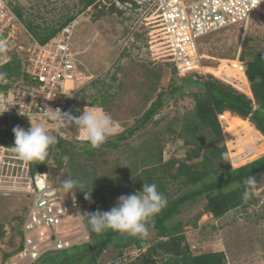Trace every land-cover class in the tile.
<instances>
[{
  "label": "rangeland",
  "instance_id": "374dc122",
  "mask_svg": "<svg viewBox=\"0 0 264 264\" xmlns=\"http://www.w3.org/2000/svg\"><path fill=\"white\" fill-rule=\"evenodd\" d=\"M8 2L13 8L20 7L24 21H33L41 26H57L71 15L78 18L73 30L71 50L77 71L80 72L77 101L78 105L83 107L72 114L75 117L81 115L85 107L102 109L118 123L120 133L139 123L141 116L160 91L169 90L172 86L185 82L184 78L187 76H180L173 69L174 59L163 38L160 21H150L143 9H135V6L129 9L123 2L115 3L114 0H96L90 8L83 7V0ZM132 34L134 37L128 38ZM31 40V36L23 31L18 44L24 48L17 45L12 48H17L20 55L26 56V48ZM197 44L198 53L205 55L201 69L204 73L201 76H213L221 80L222 77L231 76L236 80L234 84L238 90L253 98L247 78L242 73L226 68L224 64L237 58L240 51V55L244 52L264 51V16L255 17L245 35L239 28L229 27L199 37ZM249 57V54L245 55V59ZM210 67L223 69L220 75L203 71ZM223 72L226 73L225 76ZM199 92L196 88H184L175 99L166 102L151 121L122 141L118 148L103 146L93 150L92 157L88 153L89 146L78 139L79 133L74 123L63 127L65 129L61 130L60 135L75 146L69 147L66 152L56 151L57 158L63 161L62 165H59L56 159L50 158L47 167L50 168L52 181L61 190H64L62 181L67 178L78 179L86 187L97 186L100 188L97 198L102 206L100 210H110L118 199L110 194L111 188L130 181L134 163L143 164L144 159H153L154 152L160 146L164 160L172 157L183 159L189 150L194 149L192 144L185 143V137L182 135L185 118L193 114L195 100L192 94ZM236 115L226 110L219 116L224 138L222 144L228 148L233 168L264 155L258 154L259 151L254 152L255 149L264 148V136L249 119ZM1 119L0 117V122ZM32 121L42 122L49 127L54 123L47 118H36ZM27 123L30 127V123ZM8 152L0 184L1 189L7 191L0 194V224L4 227L8 225L12 235L19 222L17 217L23 216L24 209L30 203L29 195L26 194L30 189V178L29 162L19 159L14 150ZM200 159L188 162L194 163ZM179 185L177 181L169 180L168 191L178 196L182 192V189H178ZM253 192L256 195L253 203L235 207L219 218L203 211L206 201L204 197L182 206L181 213L173 222H184L182 232L185 233L191 253L224 251L228 264H264V171L258 177ZM83 212L84 224L77 227L78 231L75 230L77 237L82 236L84 232L89 234L86 217L88 213L93 212V208L84 203ZM198 214L200 216L197 225H194ZM9 236L5 235L1 240V264L4 263V253L11 250V245L8 244ZM154 236L155 230L150 227L147 237L137 238L150 240L152 243ZM90 241V236H83L78 240L81 244ZM146 248L139 249L135 243L120 248L111 245L98 260L100 264H129ZM72 252L73 248L69 250V253ZM58 256L60 258L61 254ZM155 258L160 260L161 257L156 255ZM85 262L86 259H83L73 264ZM157 264H161V261Z\"/></svg>",
  "mask_w": 264,
  "mask_h": 264
},
{
  "label": "trees",
  "instance_id": "16d2710c",
  "mask_svg": "<svg viewBox=\"0 0 264 264\" xmlns=\"http://www.w3.org/2000/svg\"><path fill=\"white\" fill-rule=\"evenodd\" d=\"M118 1L124 3L128 0ZM95 2L96 0H83V7L87 8L94 5ZM14 11L24 21L20 7H14ZM75 18L74 15L68 16L57 26H41L34 24L33 21L24 22L29 33L41 43H45L55 36L61 27ZM10 51L11 59L0 68V78L9 77L14 82L33 83L34 81L24 72L27 54H25L26 56L20 55L17 48ZM246 54L250 55L249 58H246L248 60L245 59ZM241 59L246 65V76L253 98L233 85L213 76L208 78L201 75H197L196 78L187 76L184 78V84L172 86L166 91H160L150 107L143 113L137 125L118 133L101 146L118 148L122 141L128 139L140 127L151 121L165 103L170 99H175V96L183 92L184 88L200 90L199 93L192 94L195 100L193 114L185 118L184 134L182 135L185 137V143L192 144L194 149L189 150L183 159L172 157L169 160H164L163 150L160 146L154 152L153 159L146 158L143 160V164L137 162L133 164L131 172L129 171L133 174L129 182L115 185L110 190L112 197L118 198L120 195L142 190L144 182L157 184L158 190L167 197V205L150 221L149 228L152 227L155 230L154 242L150 243V240L138 239L129 235L123 236V234L111 230L98 235L91 232L88 226L90 242L74 245L63 251H57L58 253L47 254L32 264H73L83 259H86L85 264H100L99 257L111 245L120 248L133 243L139 249L147 248L129 264H157L158 261H161V264H228L224 251L192 254L190 245L186 242L185 233L182 232L184 222L181 220L173 221L181 213L182 206L196 202L199 197L206 199L203 211L211 213L215 218L222 217L235 207L247 206L256 200V195L253 192L255 184L249 187L245 185L244 180L252 176L257 182L261 172L264 171V153L261 157L233 168L228 148L222 144L224 138L219 120V114L229 110L242 118L249 119L264 136V51L261 53L244 52ZM173 69L177 74L174 66ZM82 107L83 105H78L76 92L68 100L65 113L75 114L77 109ZM13 120L15 126L19 125L25 129L29 127L27 119L23 120L18 117L13 118ZM3 121L7 122L8 119L4 117ZM15 126L7 130L0 129V143L13 148L15 137L12 129ZM74 146L71 141L60 135L58 142L50 150V156L45 163L29 162V176L32 177L36 171L48 170L47 163L50 158L56 159L57 163L62 165L63 161L57 158L56 151L66 152L69 147ZM88 150L90 157H92L95 149L89 146ZM196 158L201 159L194 163L188 162ZM169 180L177 181L180 184L178 189H182V192L178 196L172 195L168 191ZM246 190H249L251 194L250 198L245 201L243 193ZM99 193V187H91V198L88 200L85 199L84 192H77L81 201L90 205L93 212L102 207L101 203L97 201ZM199 216L200 214L196 216L194 225H197ZM17 218L19 222L22 220V217ZM4 235V226L0 224V239ZM72 248L74 252L69 253ZM59 254H61L60 258ZM156 255L161 257L160 260L155 258ZM8 256L9 253H4V259Z\"/></svg>",
  "mask_w": 264,
  "mask_h": 264
},
{
  "label": "built area",
  "instance_id": "2783aa9c",
  "mask_svg": "<svg viewBox=\"0 0 264 264\" xmlns=\"http://www.w3.org/2000/svg\"><path fill=\"white\" fill-rule=\"evenodd\" d=\"M124 5L129 9L134 6L135 9H143L150 21H160L177 74L193 78L204 73L201 67L205 55L198 53L199 37L229 27H237L245 35L253 19L264 16V0H128ZM77 23L78 18L71 20L55 36L41 43L29 33L8 0H0V43L7 45L6 52L0 54V68L10 61L12 47L17 45L24 48L18 42L25 31L32 40L26 48L24 72L34 81L27 84L14 82L9 77L0 78V110L9 108L0 115L1 130L15 126L12 118L21 117L30 122L28 117L51 120L57 109L65 113L68 100L79 89L77 81L80 72L77 71L71 50L73 30ZM133 37L132 34L128 38ZM240 53L224 66L245 76L246 65L240 59ZM223 74L225 76L226 73ZM222 79L235 86L236 80L231 76ZM4 117L8 119L7 122L3 121ZM9 150L13 148L0 143V184ZM50 173L48 168L29 176L30 189L26 194L30 203L24 209L22 220L12 235L8 225L4 227L5 235H10L8 244L11 250L7 252L9 256L6 259L3 257V264H32L47 254L80 244L78 240L83 236H90L84 231L82 236H75L77 227L84 224V203L79 195L76 192L73 198L72 193L65 194L52 181ZM6 192L0 187V194Z\"/></svg>",
  "mask_w": 264,
  "mask_h": 264
},
{
  "label": "clouds",
  "instance_id": "9594fccd",
  "mask_svg": "<svg viewBox=\"0 0 264 264\" xmlns=\"http://www.w3.org/2000/svg\"><path fill=\"white\" fill-rule=\"evenodd\" d=\"M118 0H115V3ZM7 50V45L0 43V54ZM245 77L246 74H245ZM236 87V86H234ZM238 89V87H236ZM9 108L0 110L2 115ZM21 115H24L20 112ZM30 127L27 129L17 125L12 131L15 141L13 150L24 162L45 163L50 150L58 142L61 129L74 123L78 129V139L93 149L100 148L110 137L118 134L119 125L113 117L99 108L85 107L78 117L69 113H61L59 109L51 117L54 122L51 127L42 123H34L30 117ZM245 185L252 186L256 179L252 176L244 180ZM65 194L84 192L85 199L90 200L91 187H86L82 181L67 178L62 181ZM87 189V191H85ZM250 191L243 193V199L250 198ZM167 205V197L158 190L156 183L144 182L142 190L133 194L120 195L113 207L108 211L97 210L88 213L87 225L91 232L98 235L107 230L133 237L144 238L149 235L150 221Z\"/></svg>",
  "mask_w": 264,
  "mask_h": 264
},
{
  "label": "bare ground",
  "instance_id": "6f19581e",
  "mask_svg": "<svg viewBox=\"0 0 264 264\" xmlns=\"http://www.w3.org/2000/svg\"><path fill=\"white\" fill-rule=\"evenodd\" d=\"M207 66V65H206ZM201 69H202V67H201ZM223 68H221V67H218V68H216V69H214L213 67H210L209 69H204L203 71H207V72H209V73H212V74H214V75H220L221 74V70H222ZM239 115H236V117H238ZM245 123H246V121H244ZM249 131H251L252 132V130L251 129H249ZM251 140H253V137H252V139ZM255 151V153L256 152H258V154H263L264 153V148L263 147H261V149H255L254 150Z\"/></svg>",
  "mask_w": 264,
  "mask_h": 264
},
{
  "label": "crops",
  "instance_id": "0c3cea01",
  "mask_svg": "<svg viewBox=\"0 0 264 264\" xmlns=\"http://www.w3.org/2000/svg\"><path fill=\"white\" fill-rule=\"evenodd\" d=\"M21 35H22V34H21ZM20 37H21V36H20ZM19 42H20V40H19ZM30 44H31V41H30L29 45H30ZM29 45H28V46H29ZM246 78H247V77H246ZM247 80H248V78H247ZM248 82H249V81H248ZM22 119H23V120H26L25 118H22ZM29 123H30V122H29ZM50 127H51V126H50ZM65 128H66V127H65ZM65 128H64V129H65Z\"/></svg>",
  "mask_w": 264,
  "mask_h": 264
}]
</instances>
